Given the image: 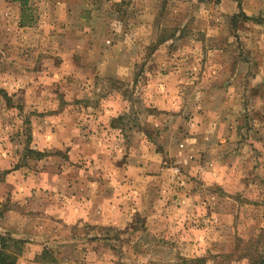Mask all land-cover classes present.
Here are the masks:
<instances>
[{
    "label": "rangeland",
    "instance_id": "rangeland-1",
    "mask_svg": "<svg viewBox=\"0 0 264 264\" xmlns=\"http://www.w3.org/2000/svg\"><path fill=\"white\" fill-rule=\"evenodd\" d=\"M69 5L0 8L16 264H264V0Z\"/></svg>",
    "mask_w": 264,
    "mask_h": 264
},
{
    "label": "crops",
    "instance_id": "crops-1",
    "mask_svg": "<svg viewBox=\"0 0 264 264\" xmlns=\"http://www.w3.org/2000/svg\"><path fill=\"white\" fill-rule=\"evenodd\" d=\"M10 1V3H9ZM82 0H74V3L80 4ZM35 3L36 5L40 6V19L36 23L37 19L33 22L31 26L28 27H19L22 30L27 29H34L38 32H41L42 29L45 27L48 33H54L53 29L56 28L57 22L55 19L58 17V12L66 13L68 10L72 9L73 12V18L76 16L75 10L73 6L69 5L70 0H28V3ZM8 3V4H7ZM21 0H3L2 3H0V8L5 9H11L14 12V17L18 18L17 11L20 10V8L23 6ZM67 10V11H66ZM11 11V12H12ZM6 12V11H5ZM9 12V11H8ZM62 14H60V17ZM13 15L12 18L14 19ZM77 17H81V13L77 15ZM44 19V20H43ZM44 23V24H43Z\"/></svg>",
    "mask_w": 264,
    "mask_h": 264
},
{
    "label": "trees",
    "instance_id": "trees-1",
    "mask_svg": "<svg viewBox=\"0 0 264 264\" xmlns=\"http://www.w3.org/2000/svg\"><path fill=\"white\" fill-rule=\"evenodd\" d=\"M23 3L22 5H26L28 0H21ZM28 151H31V149ZM34 152V151H32ZM38 155H42V153H38ZM20 240L13 239L12 237H4L0 236V264H16V259L18 253L13 251L11 243L16 245ZM201 259L196 260L194 263L201 262Z\"/></svg>",
    "mask_w": 264,
    "mask_h": 264
}]
</instances>
